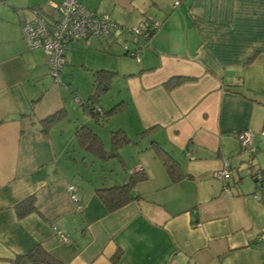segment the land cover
Masks as SVG:
<instances>
[{
	"label": "crops",
	"instance_id": "1",
	"mask_svg": "<svg viewBox=\"0 0 264 264\" xmlns=\"http://www.w3.org/2000/svg\"><path fill=\"white\" fill-rule=\"evenodd\" d=\"M81 1L120 25L162 23L142 40L140 62L116 33L72 43L62 72L92 71V94L98 72L116 74L100 90L121 83L120 118L101 127L123 130L135 148L105 159L87 151L77 131L87 126L101 138L98 124L112 108L101 120L70 105L66 72L57 84L44 52L24 42L32 9L64 0H0V264L36 246L62 264H264V186L254 180L264 171V0ZM177 77L188 80L170 89ZM246 130L254 153L241 146ZM101 140L109 152L111 141ZM154 143L178 162V180ZM227 162L231 177L217 179ZM132 175L136 198L110 212L98 190ZM29 197L37 210L21 218L17 206Z\"/></svg>",
	"mask_w": 264,
	"mask_h": 264
},
{
	"label": "built area",
	"instance_id": "2",
	"mask_svg": "<svg viewBox=\"0 0 264 264\" xmlns=\"http://www.w3.org/2000/svg\"><path fill=\"white\" fill-rule=\"evenodd\" d=\"M179 5L180 1H177L175 6ZM50 6L51 10H46L44 7L33 8L34 20L22 25V33L29 50L44 52L50 75L57 84H61V74L67 65V51L72 43L84 41L89 44L94 37H112L116 33L126 35L128 42L124 45L125 53L140 62L142 40H148L162 25L160 21L153 19H148L137 26L120 25L109 15L99 14L89 9L81 0H64L61 4ZM75 103L81 104V99L75 98ZM96 112L99 118L104 120L105 115L102 109L98 108ZM262 134L264 135V129ZM238 137L244 151L255 152L254 134L251 131H243ZM214 175L219 180H228L232 175L229 163H226L224 170L217 171ZM225 189L228 191L227 185ZM75 190V186L68 188L70 196L77 203V209L82 211L84 206L74 195ZM58 235L61 241H68V236L60 232ZM259 240L264 242V234L259 237Z\"/></svg>",
	"mask_w": 264,
	"mask_h": 264
},
{
	"label": "trees",
	"instance_id": "3",
	"mask_svg": "<svg viewBox=\"0 0 264 264\" xmlns=\"http://www.w3.org/2000/svg\"><path fill=\"white\" fill-rule=\"evenodd\" d=\"M127 55V54H126ZM115 73L109 71H100L98 72V79H97V86L98 91L102 85H109L110 81L114 79ZM188 79L183 77H177L171 79L167 86L170 89L178 87L179 85L185 83ZM95 95L92 94L90 101L96 100L94 98ZM85 109L89 112L91 116H98L96 112L95 106L92 107L87 103L83 105ZM92 107V109H91ZM122 110V106L116 105L110 111L107 112V115L112 116ZM62 118V112L57 113L43 121V125L45 128L51 127L55 122ZM150 130L145 131L142 136L147 135ZM77 140L83 145V147L96 155L101 159H105L111 153L118 154L119 151L125 147L126 145L130 144V139L127 134L123 130H118L112 133L111 138V150L108 152L106 151L104 144L101 138L93 133V131L87 127H81L76 133ZM154 149H156L157 153L160 155L161 159L164 162L165 168L171 175L173 180H178L180 176L179 171V164L178 162L168 153L161 150L156 143L153 144ZM123 164V161H122ZM261 176V177H259ZM255 182L260 183L264 186V171H260L254 175ZM135 175H132L130 179L123 185L114 186L110 188H102L98 190V195L103 200L105 205L107 206L110 212L116 211L121 207L125 206L129 202L133 201L136 197L133 194L134 187L136 185ZM37 208L35 206V199L33 197H29L23 202H21L17 206V213L18 216L23 218L30 213L36 211ZM62 264L55 258H53L44 248L41 246H36L33 250H31L27 255L18 256L15 260V264Z\"/></svg>",
	"mask_w": 264,
	"mask_h": 264
},
{
	"label": "rangeland",
	"instance_id": "4",
	"mask_svg": "<svg viewBox=\"0 0 264 264\" xmlns=\"http://www.w3.org/2000/svg\"><path fill=\"white\" fill-rule=\"evenodd\" d=\"M95 38L96 37L92 38L91 40H93ZM102 38H107V36L102 37ZM83 58H84V55L82 56V59H78L79 60L78 62H81L83 60ZM134 61H136V60L134 59ZM77 69L78 70L73 72L74 76H72L71 73L66 69L65 72H66L68 77L65 80H63V83H64L63 86H65L67 90L70 89V91H71V92H69L70 95L68 98V101H70V105L74 106L75 108H83L82 104L87 103L92 107L95 106L96 109L101 108L103 112H105L104 111L105 109H111L117 105V102L120 101L117 99L119 96V89L123 87L120 82H115L112 89H109L107 86H105V87H103V91H102V89L100 91H94L95 93H93V95H95L94 98H96V100L90 101V98L92 96L91 91L93 90L94 85H95L94 84V77L92 75L93 72L88 71L87 68H83V67H78ZM65 72H64V74L63 73L62 74L65 75ZM62 74H61V77H62ZM61 83H62V81H61ZM97 89H98V86H97ZM105 89H108V90L104 91ZM75 98H80L81 104H76ZM113 99L115 101L117 99V101L112 102ZM92 107H91V109H92ZM116 114H114L112 116L108 115L107 116L108 119L106 118L107 119L106 123L103 122V124H98L99 126H98L97 130H101L100 136L104 140V142H106L108 144L111 141L110 139L112 138V134H109V133L107 134L108 131H106V129H104L101 126H104V125L108 126L111 124H113L114 126L117 125L118 120H119L118 118H120L119 117L120 113L119 114L116 113ZM98 118H99V115H98ZM110 119H111V124L108 123ZM133 148H135L133 145H129V146H126L123 149H121L120 152L121 153L127 152V155H130V152L132 151ZM114 163L117 164L116 165L117 168H120V164L117 161H115Z\"/></svg>",
	"mask_w": 264,
	"mask_h": 264
}]
</instances>
